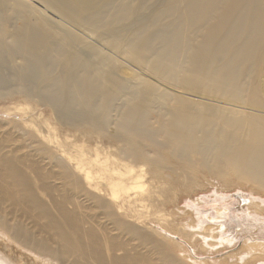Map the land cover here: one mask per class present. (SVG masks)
Wrapping results in <instances>:
<instances>
[{"label":"bare ground","instance_id":"obj_1","mask_svg":"<svg viewBox=\"0 0 264 264\" xmlns=\"http://www.w3.org/2000/svg\"><path fill=\"white\" fill-rule=\"evenodd\" d=\"M13 96L0 264H190L229 208L196 224L181 197L264 196V0H0Z\"/></svg>","mask_w":264,"mask_h":264},{"label":"rangeland","instance_id":"obj_2","mask_svg":"<svg viewBox=\"0 0 264 264\" xmlns=\"http://www.w3.org/2000/svg\"><path fill=\"white\" fill-rule=\"evenodd\" d=\"M24 102L25 100L18 96H13L12 98L8 99H1V124L6 125L10 120L18 119L19 116L21 117L20 114H11H15L14 111H16L17 107L22 105L25 106ZM37 111H39V109H37ZM46 116L48 117L49 115ZM56 127L62 134V139H66L67 142H73L79 145H95L98 143L95 141V138H93V134L84 137L81 135V132L74 133L69 131L67 128H61L59 126ZM86 132L91 133V130H87ZM105 145L107 147V143H105ZM216 192L217 191L215 189L211 188L209 191H203L192 196V198L183 196L181 197L180 203L176 207V209H181L185 212L186 210L189 211L194 208L193 211H195L194 215L196 217V224H198L197 220H201V214L199 212H203L204 215H206L207 212H213L214 210L212 216H216L215 210L218 209L224 201L226 203L224 202L225 204L223 205H227L229 208L227 210V218L225 217L223 219L226 225L223 237L228 239L223 241L220 239L216 241L207 240L202 243L198 240L195 245L197 250H194L188 245L187 251H189V253L187 252L188 254L186 253V255L188 257L189 263L264 264V196L256 195L254 193L253 195L242 188H239L235 191L233 189V191H229L225 196L221 195L224 194V192ZM241 195L251 200L252 204L250 206L246 205L249 204V200L244 202L245 200L242 199ZM243 205H246L245 209L243 208ZM159 209H151L149 212L154 214ZM180 221H182L181 218ZM201 244H203V246ZM211 244H213L214 247Z\"/></svg>","mask_w":264,"mask_h":264}]
</instances>
